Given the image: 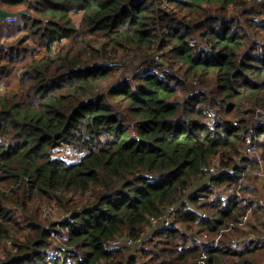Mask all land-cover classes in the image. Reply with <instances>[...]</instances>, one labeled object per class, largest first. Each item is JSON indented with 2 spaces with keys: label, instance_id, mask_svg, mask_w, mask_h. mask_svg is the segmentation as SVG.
I'll list each match as a JSON object with an SVG mask.
<instances>
[{
  "label": "trees",
  "instance_id": "1",
  "mask_svg": "<svg viewBox=\"0 0 264 264\" xmlns=\"http://www.w3.org/2000/svg\"><path fill=\"white\" fill-rule=\"evenodd\" d=\"M245 1L262 3L264 11V0H0L22 17L21 24H0V83L16 75L20 87L0 93V181L10 183L9 190L0 188V245L13 239L0 264H100L130 252L107 245L144 233L150 217L182 202L201 167L213 160L229 170L191 198L205 216L181 207L173 225L150 239L159 237L162 247L144 249L154 253L141 263V251L137 257L131 251L128 263L260 264L256 253L264 237L242 247L225 236L253 204L261 206L239 195L248 190L243 180L258 160L237 163V157L248 137L264 152V124L258 123L264 122V18L249 19L259 31L254 35L222 18L184 23L177 15H199L207 6L227 11ZM197 31L203 47L193 42ZM169 47L171 57L153 55L131 81L101 93L115 67L123 68L112 65L114 51L139 55ZM241 108L248 117L239 116ZM64 147L81 157L67 161L58 155ZM223 189L233 195L212 198ZM67 191L85 196L59 223L76 251L70 262L68 253L50 258L57 222L30 221L32 232L23 240L11 233L27 197L38 194L68 209ZM193 228L208 237L199 241Z\"/></svg>",
  "mask_w": 264,
  "mask_h": 264
},
{
  "label": "rangeland",
  "instance_id": "2",
  "mask_svg": "<svg viewBox=\"0 0 264 264\" xmlns=\"http://www.w3.org/2000/svg\"><path fill=\"white\" fill-rule=\"evenodd\" d=\"M243 7H236L234 8L233 6L228 8L227 11H220L218 8H215V6H207L205 8V10L200 13L199 15H190L188 12H178L177 15L180 17L182 22H187V23H192V22H197L196 19H198L199 21L203 22H207L208 24L210 23L212 18H222L225 21H233L235 26H239V25H244L248 31H254L256 32V34L253 32L254 35H257V33L259 32L257 28L252 27L250 20L249 19H253V21L256 23V21H260L261 19L264 18V14H262V3L261 4H257L255 2H246L244 5H240ZM4 8H6L7 10L11 11L10 8L4 6ZM19 8H15V10H18ZM21 11V10H19ZM232 12V14H231ZM210 19V20H208ZM22 21V17L20 16L19 18V23L21 24ZM215 22L218 21L217 19L214 20ZM24 32H21V34ZM198 31L193 33L192 38H193V42L197 45V46H201L203 47L205 45L204 41L201 42H196L195 39L197 38L198 35ZM261 34H264V32H261ZM259 39V38H258ZM130 51H126L123 50L122 52H118L114 51L113 55L114 57L111 60L112 65H123V68H121V66L119 65V67H115L113 74L111 75V77L109 78V80L104 84L101 85L102 88L101 93L106 92L109 88H112L114 85H116L117 83H120L121 81H125L123 80L124 78L127 80H132L133 77L135 76V72L137 71V69L143 65H145V61H147V63L152 62L153 61V55H157L160 54L163 58L166 57H171V48H166L163 50H159V51H154L151 54H146V53H133L132 55L130 54ZM163 54V55H162ZM120 55V56H119ZM163 58V59H164ZM165 60V59H164ZM110 62V63H111ZM148 65V64H147ZM178 66L177 68L182 67L181 69V73L185 72L186 68L183 66V64L181 63V61L178 62ZM177 68H175V70L177 71ZM174 70V72H175ZM196 79H189L188 81H190V83H188L190 90L189 91H194V89H196V86L192 87L193 83L197 82L195 81ZM5 84L0 83V93L2 94H6L7 92H12L13 90H18L19 87V77L14 75V76H10L7 79L4 80ZM197 91H194V93ZM99 93V92H98ZM234 103H248L249 107H254L253 104H251L252 102L249 101H243L241 102L240 100H238L237 98H235ZM254 103V102H253ZM247 105L244 106V109H246L248 107ZM241 108V112L239 113V116L241 115L242 117H248V115L246 114V110H244ZM264 109V108H263ZM212 111L215 112V114L217 113V108H212ZM222 111V109H221ZM223 113V112H222ZM59 156L64 157L65 159H67V161L69 162H74L76 160H78L81 157V154L79 152H77L76 150H74L72 147H64V149L61 150V154H58ZM57 156V155H56ZM251 157H260L261 158V166L257 167V169L262 172L264 171V152L262 150L258 151L257 153H254L252 155L249 156V158ZM68 162V163H69ZM215 161L213 160L212 163H210L208 166H212L214 168H219L217 165H215L214 163ZM204 174H201L200 178H196L194 180V182L192 183V186L189 187L187 189V191L185 192V196L186 195H191L190 197V201L189 204L187 203V207L191 210L194 211H198L201 214H205L203 211H201L202 209H197L198 205H196L195 203H193L191 201V198L196 195L197 193H199V191L202 189L200 182L203 179ZM262 177L258 176H254V174H247L245 180H243L244 185L248 186V190L245 192H240V197L242 196H247V197H251L253 199L258 200L259 203V199H261L263 201L262 206H260V208H257L259 205L258 204H253L252 208L250 209V222L248 224V229H249V233H251L252 231H255V234H257V232H262L264 231V187H262V183L260 182V179ZM1 179V177H0ZM256 187L257 190L252 189L251 187ZM10 187V183L6 182V181H0V188L4 189V190H9ZM201 193V192H200ZM60 195H62L61 192H59ZM65 194V199H64V204L68 205L69 204V208L68 209H59L57 211L51 209V207L56 206L58 203V200H50V199H46L38 194H34L31 195L30 198H26L27 199V203H26V207H24L23 205L20 204V207H17V214L20 215V225L16 228L17 230H12V236L15 239L18 240H23L25 237H27L32 230H29V228H26L28 223H30V221H35L37 223V221L43 223V221H46L48 224L52 223V222H57L58 223V228L60 230V234H56L54 235L55 238H53V249L51 250V255L50 258L51 260H54L52 258L53 255L57 256V259L61 258H65V253H68V261H71V255H74L76 253V251L74 250V247L72 246H68L65 243V239L64 237L61 236V234L64 236L65 231L61 228V226L59 225V223L63 222L66 219L67 214L70 213L71 211V207L78 203L81 202L82 198H85V196L81 195L79 192L78 193H73V192H64ZM227 195L226 193H223L222 190H220L219 192L215 193L213 195L212 198H225ZM211 198V199H212ZM224 200V199H223ZM85 200L83 199V202ZM204 201V198L203 200ZM225 201V200H224ZM72 204V206H71ZM19 206V205H18ZM251 210H256V213H254ZM180 213V212H179ZM181 215V214H179ZM145 231L144 232H148L149 234L152 233V231L154 230V228L149 224L146 225L145 227ZM197 228H193V231L196 234ZM198 232V231H197ZM227 232V236H225V238L227 239V241H230V238L232 236V238L237 239L238 241H240L244 235L241 234L240 231H234L232 229H230L229 227L226 229ZM127 234V232L125 233V235ZM154 234V233H153ZM152 234V235H153ZM203 234V233H202ZM202 234L198 235L196 234V239H198L199 241L203 239ZM124 236V235H123ZM128 236V235H126ZM261 236V235H260ZM264 237V233L262 234L261 238ZM155 241L152 243H148V246L151 250H155L156 247L158 246L157 243L159 241V237L154 238ZM264 241V240H262ZM6 244L1 246L0 245V253H6L8 250L11 249V245L13 246V239H6L5 240ZM3 243V242H2ZM264 243V242H263ZM10 244V246H9ZM158 247H162V245H159ZM148 248V249H149ZM118 249H123V248H118ZM117 250V249H115ZM132 252H134V249H131ZM131 251L129 252L128 250L126 251H122L121 255H117L115 258L113 257V259L109 260V264H129L128 261L130 260V254ZM152 254H150L149 252H143V259L138 256L139 258L137 259L139 263L145 262L147 261L151 255H153L154 252H151ZM228 257V256H227ZM230 257V256H229ZM256 258L257 260L260 262V264H264V248L261 251H258L256 253ZM231 259H235L233 257H231ZM137 263V264H139ZM195 260H191L189 262V264H194Z\"/></svg>",
  "mask_w": 264,
  "mask_h": 264
},
{
  "label": "built area",
  "instance_id": "3",
  "mask_svg": "<svg viewBox=\"0 0 264 264\" xmlns=\"http://www.w3.org/2000/svg\"><path fill=\"white\" fill-rule=\"evenodd\" d=\"M4 20H6V22H8V23L16 22L17 20H19V14L18 13H12L10 16L6 17ZM0 47H1V43H0ZM261 119H264V115L261 116ZM258 123L264 124L263 120L258 121ZM250 141L251 140L248 137V141H247L245 147L243 148L241 155L239 157H237V163H239L242 158L249 157L250 155L260 151L257 148H254L250 144ZM254 158H256V160H258L259 166H261V164H260L261 158L260 157H254ZM201 170H202L201 173L204 174V176L200 182V185H201V187H204V186L210 185L213 177H216V176L220 175L222 172L227 171L229 169H227V168L223 169L221 167L214 168L212 166L203 165L201 167ZM253 174L256 177H258V176L262 177L260 179V182L262 183V187H263L264 186V171L260 172L258 169H256V171L253 172ZM222 191H223V193H226L227 196L233 195V192H229L226 189L225 190L223 189ZM190 197H191V195H186L185 198L183 199V201L179 202L178 205H172L171 207L165 209L164 213L161 217L151 216L150 217V225L154 228L152 233L149 234L148 232H144L140 236L135 237V238H133L131 236L118 237V238L111 240L108 243L107 247L111 250H115L118 248L134 249V252L133 253L131 252V253L133 256H136V257L140 253V251L143 254V250L149 248L148 243H151L150 239L152 237V234L159 229L171 227L173 225V222H174V220L172 219V214L175 211L179 210L183 206L187 207V203L189 204ZM259 202H260V205L262 206L263 201L261 199H259ZM51 209L57 211L60 208L56 205L54 207H51ZM201 216L203 217V216H205V214H201ZM249 222H250V212H246L241 216L240 220L237 223H234V225L232 224L230 226V228L232 227V230L240 231L241 234L244 235V237L240 241L232 238L231 242L238 244L239 246L244 247V246H247L248 244H250L251 241L258 240L261 238L260 235L263 234L264 231L257 232V234H255V231H252L251 233L248 232L249 231V229H248ZM204 237L207 238L208 234L205 233ZM204 237H203V239H205ZM52 258L57 259V256L53 255ZM137 258H139V257H137ZM100 264H109V263L106 259H103Z\"/></svg>",
  "mask_w": 264,
  "mask_h": 264
},
{
  "label": "water",
  "instance_id": "4",
  "mask_svg": "<svg viewBox=\"0 0 264 264\" xmlns=\"http://www.w3.org/2000/svg\"><path fill=\"white\" fill-rule=\"evenodd\" d=\"M12 13V11L5 9L0 5V24L6 17L10 16Z\"/></svg>",
  "mask_w": 264,
  "mask_h": 264
},
{
  "label": "crops",
  "instance_id": "5",
  "mask_svg": "<svg viewBox=\"0 0 264 264\" xmlns=\"http://www.w3.org/2000/svg\"><path fill=\"white\" fill-rule=\"evenodd\" d=\"M2 7L4 8V6H2ZM5 9H6V8H5ZM14 13H16V12H14ZM2 84H5V82L3 81ZM139 256H140V255H139Z\"/></svg>",
  "mask_w": 264,
  "mask_h": 264
}]
</instances>
